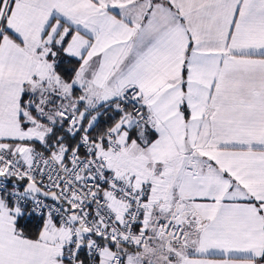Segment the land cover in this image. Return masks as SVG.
I'll use <instances>...</instances> for the list:
<instances>
[{
	"label": "snow or ice",
	"instance_id": "6c2138e0",
	"mask_svg": "<svg viewBox=\"0 0 264 264\" xmlns=\"http://www.w3.org/2000/svg\"><path fill=\"white\" fill-rule=\"evenodd\" d=\"M0 264H264V0H0Z\"/></svg>",
	"mask_w": 264,
	"mask_h": 264
}]
</instances>
